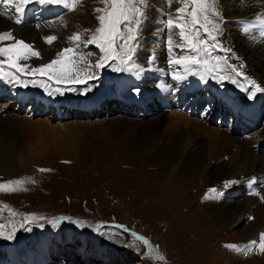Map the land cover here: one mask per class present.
I'll return each instance as SVG.
<instances>
[{"label": "bare ground", "instance_id": "bare-ground-1", "mask_svg": "<svg viewBox=\"0 0 264 264\" xmlns=\"http://www.w3.org/2000/svg\"><path fill=\"white\" fill-rule=\"evenodd\" d=\"M166 6L165 0H148L145 22L141 28L139 46L134 57L135 65L142 67L144 70L139 74L135 69L122 72L123 78L131 77L135 81L129 82L132 87L120 85L117 90L113 89V86L110 88V96L113 97L114 104L129 105L133 108L124 107L122 110L117 105L112 106V102L100 107L101 101L98 98L90 100L82 96L77 99L68 98L64 100L62 99L64 96L53 93L58 94V96L54 98L52 107L62 106L61 110L65 111L68 116L57 119V112L54 113L51 110L46 115V120L57 119L59 128L56 127L57 125L55 127L62 135L63 132H66L64 136L65 145L60 149L62 157L78 160L84 155V151L95 149L96 153L90 155L94 156L100 164L110 166L119 163L141 164L146 160L158 169L159 176L165 175L168 178L167 185H165L166 191H169L170 186L177 187L179 184L198 183V191L204 192V198L208 201L207 203H211L210 206L220 204L221 201L217 199V196L206 193L204 190L206 188L204 183L206 182H212L221 191L239 188L243 189L244 194L247 196L253 191L260 193L261 195L251 194L248 198L241 199L240 197L238 201L234 200L237 204L236 207L231 209L234 210L235 224L242 222L244 216L249 217L247 238L252 240L258 237L260 239V234L264 232V159L257 152L264 145V99L254 101L260 94L257 93L254 99L249 100L247 93L241 90V86L232 84L230 81L217 83L216 80L205 77L207 79V82H205L204 79H201V76L204 75L203 70H198L199 75H188L187 79L183 81L174 80L172 73L177 66L169 63L170 54L166 45L168 33L164 27L166 19L164 14L174 13L175 9L181 5L174 2L171 7ZM217 6L223 17L226 18V22L222 25L223 35L221 39L233 50L231 53L225 52V54L233 56L230 61L232 64L242 65L240 71L243 76L237 77V79L243 83L244 87H249L247 82L244 81V77L254 80L264 87V35L262 33H259L262 36H256L252 33L242 34L243 22L237 23V21L244 18L255 20H245V22H250L246 25L252 26V32L256 30V27L262 26L256 22V19L264 13V0H218ZM94 7L97 6L93 3V0H84V6L78 7L76 13L74 11L63 14V20L59 19L61 16L57 19H50L36 29L31 27L15 28L7 20L0 17V31L12 29L14 35L18 38L33 44L34 48L41 52L43 58H32L28 63L32 66H39L53 59L62 48L70 47L67 40L68 36L75 32L84 33V29L87 28H94L96 25L92 14ZM53 34L57 35L58 39L52 45L44 44L41 39ZM89 47L92 48L94 54L98 53L95 46ZM150 53H155V60L152 64H147ZM180 54L188 55L189 53ZM24 77L28 79L33 76ZM35 77H38L35 79L37 86L29 83L32 88L41 90L44 93V88L39 85L46 83L49 85V90L52 91L50 85H54V82L48 81L46 77H40L39 75ZM31 80L33 79H28V81ZM223 85L235 88V91L230 92L225 99L220 90ZM134 89H139V94ZM241 94H244L247 100L254 102L240 99ZM34 96L31 95L32 98ZM40 96L44 98V95L41 94ZM174 98L184 99L185 103L193 110L199 107L200 113L196 110L198 116L195 115L194 117L196 120L193 118L186 119V125L192 127L191 129L181 127L179 117L184 118L181 114H176L177 116L170 114L169 127H165L167 118L162 109L168 107V101ZM44 101L31 100V102L36 103V111L33 113H44L42 112L45 110ZM21 103L22 99H19L16 103L13 100L5 102V111L0 112V123L8 124L18 133L19 129L26 126L22 124L23 122L31 125V127L37 124V122L31 123L26 119H22V122H20L15 117V113H21L17 111ZM34 105V103H30L27 109L32 111ZM12 106L16 108L11 109ZM111 106L115 115H112L110 109L108 110ZM218 106H223L226 112L225 110H219V117L213 119L214 109ZM104 107H107L105 112L102 111ZM174 107L177 108L175 103ZM183 107H181V111ZM86 110L88 111L86 112ZM57 111L59 110L57 109ZM225 113H231L249 120L254 128L246 130L239 128L237 131H232V128H217ZM85 117L94 119L84 120ZM211 121L214 125H211ZM230 124L232 125V121H230ZM60 126L63 129H60ZM139 133H145L147 136L140 149L139 146H133ZM185 136L187 137L183 140ZM191 136H193V139L189 141ZM173 138L177 139L174 141ZM183 146L184 148H182ZM15 147L12 151H3V145H0V168L7 169L8 157L18 161L19 167L24 166L25 162H32L27 156L26 146H24L22 140H19ZM18 154L19 156L16 157ZM189 161H194V163H188ZM4 163L6 164L4 165ZM252 178H256L257 182L250 186L248 181ZM229 180H238L239 183L225 188L224 182ZM232 192H235L234 196H240L237 189L232 190ZM224 193L231 200V193ZM227 206L225 207L227 208ZM222 210L225 209L218 206V213ZM217 217L214 216V218ZM64 226L58 228L55 244L61 246L62 249L64 245L67 249L68 243L61 239H71L75 232L69 231ZM82 242L84 243V239ZM99 244L105 246L101 248V252L96 256L101 258L103 264H107L110 257L106 258L107 255L105 254L110 250L113 252V248L109 244ZM39 246L36 245L33 248H29V246L22 247L23 249L8 246L6 256L3 255L0 260L9 264H17L16 261L22 257L20 254L16 255L17 252H21L23 255L26 252L33 253L41 264L51 262L56 256L64 257L61 255L62 253L55 251V248L51 253L52 255L47 254L46 243L39 244ZM40 248H43V251L37 253L36 251ZM239 250L244 253L241 249ZM82 251L85 252V249ZM89 252L85 253L89 254ZM124 253L131 254L129 251Z\"/></svg>", "mask_w": 264, "mask_h": 264}, {"label": "rangeland", "instance_id": "rangeland-1", "mask_svg": "<svg viewBox=\"0 0 264 264\" xmlns=\"http://www.w3.org/2000/svg\"><path fill=\"white\" fill-rule=\"evenodd\" d=\"M96 6L102 5L96 4ZM86 37L88 38V33L84 32L82 39H87ZM69 46L73 45L69 44ZM82 51L85 54L93 53L90 47ZM215 55L222 57L226 54L224 51H217ZM94 57L93 55L91 59L94 60ZM106 73L113 74L114 71L111 68H105L99 73L98 80L74 85L77 91H65V93L73 94L75 97L91 96L102 94L105 87L110 90L113 86L112 88L117 90L120 85L132 87L129 82H135L131 77L123 78L122 72H117L108 83ZM85 87H90L91 91L87 94H80L79 89ZM259 95L254 101L264 99V92ZM30 99L44 100L40 95H35ZM240 99L254 102L247 100L244 94H241ZM4 103H0V112L5 111ZM168 103L167 106L170 109L166 108L167 111L163 112L167 118L165 127H169L170 114L175 116L181 114L184 118L179 117V124L183 128L191 129L192 127L186 125V119H195L191 115L190 106L186 103L183 107L182 100L177 98ZM174 103L180 112L173 108ZM12 107L10 108H16ZM181 107H183L182 111L187 108L186 111L182 112ZM21 108L24 109V107ZM53 108L49 112L51 110L54 113L57 112V119L68 116L58 106ZM106 108L104 107L102 111L105 112ZM109 109L112 115H115L112 106ZM42 112L44 113L41 114H46L45 110ZM31 114L37 116L28 117L22 112L15 113V117L20 122L22 119L29 120L31 123L37 122L32 127L23 122L22 124L26 126H22L19 133L8 124L0 123V145H3V151H12L19 140H22L26 146L27 156L32 160L31 163L25 162L24 166L19 167L18 161L7 156L8 163H4L7 169L0 168V184L15 180L23 181L17 191H0V225L5 226L3 234L0 235V244L4 247L7 245L12 247L9 244L20 249L28 246L33 248L36 245L40 247L36 243L45 239L44 242L49 243L51 248V239L55 244L58 228L65 225L69 231L75 232V235L68 240L61 239L68 243L67 249L64 245L62 249L61 246L55 244L56 247H52V251L55 248V251L62 253L65 259L71 257L73 263L68 262L69 264H103L101 258L96 255L105 245L99 243L109 244L113 248V252L108 249L110 251L106 252L107 256L104 255L106 258L110 257L107 264H264V251L258 247L245 251V247L251 241H256L257 245L260 242L258 237L252 240L247 238L249 217L246 215L244 216L246 220L243 218L242 222L235 224L234 210H231L237 204L234 200L238 201L240 197L241 199L248 198L250 193L247 196L244 190L239 188H230L222 192L212 182H206L204 183L206 193L217 196V199L221 201L220 204L210 206L211 203H207L208 201L204 198V192L198 191V183L170 186L169 191H166L165 185H167L168 178L165 175L159 176L158 169L146 160L141 164L119 163L114 166L100 164L94 156L90 155L96 153L95 149L84 151V155L78 160L62 157L60 149L65 145L66 132L62 135L58 131L57 119L47 121L46 117L38 115L40 113ZM85 119L94 118L85 117ZM211 125H213L212 122ZM231 128L230 124L226 129ZM60 129L63 127L60 126ZM146 137L145 133H139L133 146H139L140 149ZM173 139L175 141L177 138ZM192 139L193 136L189 141ZM18 156L19 154L16 157ZM190 162L194 163V161L188 163ZM39 169L49 171L41 172ZM212 189L216 191L213 192ZM235 189L238 190L240 196H234L235 192L232 190ZM224 192L231 193V200ZM218 206L225 210L218 213ZM26 216L43 217L44 219H36L21 227ZM214 216L218 217L214 218ZM47 220L48 225L53 224L50 221H56L55 224L58 226L41 224ZM112 223L117 226L111 225ZM13 228L16 229L13 238L5 239L4 236L10 234ZM132 233L144 237L149 242L148 245L137 240ZM232 245L236 248L230 247ZM8 246L5 248L6 252ZM237 247L244 251L245 255ZM80 248L85 249V252L90 251L89 254L86 253L83 256L79 253L83 250ZM125 251L131 254L124 253ZM149 252L151 256L146 258L145 254ZM158 256H163L164 259L157 261ZM0 261V264H9L3 260ZM16 263L41 264L39 259L30 252H26L23 258L18 259Z\"/></svg>", "mask_w": 264, "mask_h": 264}, {"label": "snow or ice", "instance_id": "snow-or-ice-1", "mask_svg": "<svg viewBox=\"0 0 264 264\" xmlns=\"http://www.w3.org/2000/svg\"><path fill=\"white\" fill-rule=\"evenodd\" d=\"M181 6L176 8L174 13H165L164 27L167 31V51L170 54L169 63L177 66L172 73L176 81L187 79L188 75H199L198 70H203L201 79H214L217 83L230 81L232 84L241 86V90L247 93L249 100L254 99L257 93L264 92V87L254 80L244 77L249 87H244L237 77L243 76L240 71L242 65H234L230 61L233 56H217V51L231 53L229 48L221 39L223 35L222 25L226 22L222 12L218 8V0H166V5L171 7L173 3ZM38 3L40 5L62 6L66 12H74L78 7L84 6V0H0V16H6L16 25L23 23V17L28 5ZM94 4L102 5L93 8V16L96 21L94 28L84 29L88 33L87 39H82L83 33L75 32L67 37L73 46L62 48L53 59L39 66H32L28 63L32 58L42 59L41 52L34 48L33 44L18 38L14 30L0 31V81L13 86L28 87L29 83L37 86L35 79L28 81L23 76L46 77L48 81L56 85L87 84L88 81L98 80L99 73L105 68H111L114 72L132 71L135 69L139 74L144 69L135 65L134 57L139 46L141 28L145 22L148 0H93ZM14 12V15L12 13ZM63 20V16L59 17ZM256 22L264 26V13L260 14ZM237 23H240L237 21ZM250 22H245V24ZM39 27V25H38ZM251 28L242 25V34L247 35ZM45 42L52 45L58 36L47 35L43 37ZM95 46L98 53L88 52L85 54L82 49ZM187 52L188 55L180 53ZM175 53V54H173ZM95 55V59L91 57ZM237 59H239L237 57ZM155 60V53H150L147 64ZM5 69H8L7 71ZM49 95L53 93L64 94V91H77L74 87L62 89L60 87L49 91V85L41 83ZM80 94H87L90 87L79 89ZM139 94V89H134ZM41 172L48 169H39ZM257 182L256 178L248 181L249 185ZM23 181L15 180L0 184V191H17ZM239 183L238 180L224 182V187ZM15 185V187H13ZM215 192V189H212ZM250 194L261 195L258 192ZM43 217L26 216L25 224L31 223ZM55 224L56 221H50ZM42 226V225H41ZM4 225H0V235L3 234ZM16 229L6 236L5 239H12ZM136 236L135 233H132ZM137 240L148 245V241L142 236H136ZM230 247L236 248L235 245ZM258 247L264 251V232L260 234V242L251 241L245 247V251H251ZM151 252L146 253L149 258ZM157 261H162L163 256H158Z\"/></svg>", "mask_w": 264, "mask_h": 264}]
</instances>
